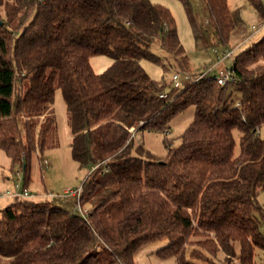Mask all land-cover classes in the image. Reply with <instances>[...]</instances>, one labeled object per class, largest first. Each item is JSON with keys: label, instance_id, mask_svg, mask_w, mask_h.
I'll list each match as a JSON object with an SVG mask.
<instances>
[{"label": "trees", "instance_id": "1", "mask_svg": "<svg viewBox=\"0 0 264 264\" xmlns=\"http://www.w3.org/2000/svg\"><path fill=\"white\" fill-rule=\"evenodd\" d=\"M180 1L202 43L205 21L191 0ZM203 1L207 24L228 48L239 12L228 0ZM249 1L264 18L262 2ZM155 41L191 74L172 12L150 0H0V150L22 168L21 191L29 190L33 155L49 149L57 90L70 115L72 158L90 170L78 201L85 217L23 200L30 197L1 210L0 264H136L142 249L164 241L158 257L177 264L263 258L264 30L235 51L234 81L205 78L169 92L141 65L170 69L153 53ZM98 55L113 61L102 74L90 63ZM190 107L194 120L166 157L135 147L137 132L165 133Z\"/></svg>", "mask_w": 264, "mask_h": 264}, {"label": "rangeland", "instance_id": "2", "mask_svg": "<svg viewBox=\"0 0 264 264\" xmlns=\"http://www.w3.org/2000/svg\"><path fill=\"white\" fill-rule=\"evenodd\" d=\"M153 4H159L168 8L177 23L178 34L181 43L185 49L187 56L189 57V63L191 66V76L197 77L211 67L217 58L214 54L211 42L215 36L213 30L207 24L208 12L203 0H191V4L195 10L196 16L200 20H204L206 27L209 29L207 39L202 43H196L193 35L189 19L186 10L180 0H150ZM264 5V0H260ZM231 10L239 12L243 23L244 30L239 31L240 43L241 34L247 33L252 34V27L264 18L260 17L255 7L249 0H228ZM240 28V27H239ZM235 35V34H234ZM232 36L229 49H237L239 39L236 42ZM251 41L246 45L248 47L251 43L259 40ZM209 44V46L206 45ZM237 44V45H236ZM244 47V48H246ZM221 48V47H220ZM237 49L236 54L242 52V49ZM152 51L156 57L163 59L166 65L170 66L169 70H165L161 64L154 63L149 60L141 62L143 69L146 73L162 85H166L165 92H169L173 88V77L176 74L180 75L181 81L184 86L189 83V77L187 73L179 71L174 57L163 50L158 41H155L152 45ZM235 54V55H236ZM93 70L102 74L107 71L113 61L107 56L98 55L90 59ZM230 65V61L220 66L219 69H225L226 66ZM219 73V70H215ZM183 86V87H184ZM49 115L55 119V127L49 138V149L43 156L34 154L31 164V181L29 184V191L34 196L27 201H33L36 203L45 201L44 203H50L51 205H57L65 208L69 211H76V208L80 205L75 197H65V192L76 191L81 188L84 180L90 173V170L82 167L79 163L73 160L71 155V128H70V115L66 108V103L61 90H57L55 94V102L50 109ZM195 116L194 107L188 108L185 112L178 115L170 124L168 129L169 134L164 132H156L151 130H144L137 132L135 139V147L142 146L145 152H150L152 155L158 158H164L168 154L169 146L171 148H178L181 144V137L187 127L192 123ZM44 161L48 162V169L44 167ZM13 168V169H12ZM17 172L20 173V177L17 176ZM20 183L21 189L24 185V173L19 165L12 167L11 158L3 151L0 150V194L10 191H18L16 185ZM20 190V189H19ZM20 192V191H19ZM54 195V197H50ZM49 197V198H47ZM259 203L264 207V192H260L258 197ZM15 203L14 199L11 198H0V219L1 210L7 206ZM120 214L117 211L110 212L107 214L106 221L111 227H113ZM261 230L264 233V223L260 224ZM169 242L164 241L158 244L150 245L142 249L136 258V264H177L174 258L161 259L158 257V251L168 246ZM260 257L259 262L256 258L257 263L261 264L264 259V253L262 251L257 252ZM222 255H219L213 264H222ZM118 264V263H115ZM195 264H205L195 261ZM237 264V263H236Z\"/></svg>", "mask_w": 264, "mask_h": 264}, {"label": "built area", "instance_id": "3", "mask_svg": "<svg viewBox=\"0 0 264 264\" xmlns=\"http://www.w3.org/2000/svg\"><path fill=\"white\" fill-rule=\"evenodd\" d=\"M262 30H264V19L259 21L257 24H255L252 27V34L250 36H248V35L242 36L243 43L241 45H239V47L242 46L244 43H246L253 36L257 35ZM211 45L213 47V51H214V54L217 58V61L211 67L207 68V70H205L204 73H202L201 75H199L197 77H194V76H191V74L190 75L188 74L189 83H197L202 79H205V78L208 79V78H212V77L221 86H226L230 82L234 81V72L232 70V65L234 62V54H235L236 49L232 50L229 48H225V49L220 48L218 41H217L215 36L213 37V42H211ZM206 46H209V44ZM228 61H230L229 66H226L225 69H219L220 66L224 65ZM215 70H219V73L215 72ZM186 85H188V83ZM183 86H184V84L181 81L180 75L179 74L174 75V77H173V88L179 89ZM160 98H162V99L167 98V94L160 95ZM236 106L238 107L240 105L236 104ZM165 133L169 134V131H166ZM133 136H135V133L133 134ZM44 167L48 169V162L47 161H44ZM95 168L96 167H93L91 169V171H93ZM16 174L18 177H20L19 172H17ZM21 186L22 185L20 183H18L16 185V189H18V191L16 190V191H14V193L7 191L5 193L0 194V198H12V199L17 200V199L23 198V197H31L29 190L21 191ZM80 194H81V188H79L76 191L65 192L64 196L65 197H72L73 196L76 198L77 201H79ZM51 196L54 197V195H51ZM76 210L79 211L84 217L86 216V212L82 210L80 205L78 206V208H76Z\"/></svg>", "mask_w": 264, "mask_h": 264}, {"label": "crops", "instance_id": "4", "mask_svg": "<svg viewBox=\"0 0 264 264\" xmlns=\"http://www.w3.org/2000/svg\"><path fill=\"white\" fill-rule=\"evenodd\" d=\"M242 30H244V27L243 26H241L234 34V39H235V42L237 41L236 39L238 38L239 39V42L237 43V44H239L240 43V37H239V31H242ZM242 36H244V35H248V36H250L249 34H247V33H244V34H241ZM242 36H241V43L239 44V45H241L242 43H243V39H242ZM248 42V41H247ZM246 42V43H247ZM236 44V45H237ZM239 47V46H238ZM5 199V198H4Z\"/></svg>", "mask_w": 264, "mask_h": 264}]
</instances>
